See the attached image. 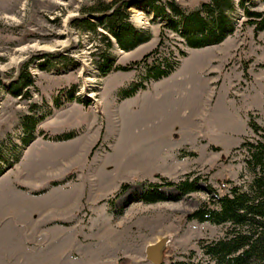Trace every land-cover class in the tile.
Instances as JSON below:
<instances>
[{
    "label": "rangeland",
    "instance_id": "1",
    "mask_svg": "<svg viewBox=\"0 0 264 264\" xmlns=\"http://www.w3.org/2000/svg\"><path fill=\"white\" fill-rule=\"evenodd\" d=\"M111 1L0 0V221L18 214L13 207L1 211L4 205H24L21 264H153L147 249L160 242L162 264L190 255L207 264L201 243L220 239L225 228L187 220L207 194L180 196L155 176L177 183L189 175L220 194L222 185L246 180L245 155L235 149L256 138L249 122L264 128V31L256 34L239 0H231V34L218 45L192 49L154 19L143 0H131L127 22L149 40L126 52L101 27L95 33L85 28V21L92 26L104 19L90 10ZM160 1L187 14L210 2ZM244 2L264 13V0ZM159 44L186 57L166 82H150L133 100H120L119 90L144 70L102 76V56L114 68L128 67ZM159 84L161 91L179 93L176 105L165 91L147 105ZM67 133L75 137L52 140ZM149 184L166 199L143 202ZM1 234L0 249L7 248Z\"/></svg>",
    "mask_w": 264,
    "mask_h": 264
},
{
    "label": "trees",
    "instance_id": "2",
    "mask_svg": "<svg viewBox=\"0 0 264 264\" xmlns=\"http://www.w3.org/2000/svg\"><path fill=\"white\" fill-rule=\"evenodd\" d=\"M131 3V0L98 2L90 10V15L99 14L104 16V19L92 26L85 21V28L88 27L95 33L96 28L101 27L115 39L121 50L129 52L136 49L139 45L146 43L149 37L137 35L128 24L127 9ZM143 5L154 14V19L164 20V28L176 34L188 48L199 49L218 45L232 32L227 17L233 10L231 0H210L208 4H203L198 12L188 14L172 1L164 3L160 0H143ZM239 7L247 19L246 23L253 26L256 34L264 31V13L252 11L245 5L244 0H239ZM100 37L110 49L112 44L109 39L105 36ZM161 44L128 67L114 68V61L108 56H102L99 62L102 76H106L113 70L124 72L138 66L144 70L139 81L119 90L120 100L134 97L139 91L145 90L150 82L156 83L168 78L178 68L179 58L186 57L183 51H178V58L173 52L161 50ZM20 77L27 83L28 77L24 72ZM70 91L69 100L73 97L72 90ZM19 92L14 94L18 95ZM249 129L256 138L243 141L235 149L242 151L245 155L246 180L240 185L227 184L229 185L227 187L222 185L223 194L217 193L209 186L201 188L197 178L190 179L189 175H185L177 183L167 181L159 175L155 176L159 178L163 186L176 189L180 196L198 191H204L207 194L208 200L187 216L188 221L225 228L220 239L201 243L202 254L208 259L207 264H264V128L249 122ZM32 133L33 128L27 131V135L23 138L24 146L30 143ZM74 137V133H67L54 136L52 140L61 142ZM148 186L151 189L140 196L143 202L156 203L166 199L158 192L155 184ZM126 187L122 185L120 191H124ZM118 264H125V262L120 260ZM170 264L200 263H196L190 255L183 261L170 259Z\"/></svg>",
    "mask_w": 264,
    "mask_h": 264
},
{
    "label": "crops",
    "instance_id": "3",
    "mask_svg": "<svg viewBox=\"0 0 264 264\" xmlns=\"http://www.w3.org/2000/svg\"><path fill=\"white\" fill-rule=\"evenodd\" d=\"M171 76H169L168 78L170 79ZM168 78H166V79H168ZM166 79H163V80L159 81L158 83H164L167 81ZM159 85H160V88L153 91L154 93L151 96L152 99H151V101L147 102V105H153V103L155 102L154 100L157 97V94H159L160 92H163V91H165V95L167 94L166 97L169 98L171 105L173 103H174V105H176L177 100L179 102V98H178L179 93L177 94V91H174V92L173 91H167L166 89L161 91L165 86H163L162 84H159ZM134 97H132L130 99L133 100ZM173 97L175 99H173ZM172 108H174V107H172ZM173 118H175V116H173ZM149 119H150V117H149ZM151 120H152V118H151ZM7 204H10V205H7V206L4 205V209L2 208L1 211H3V210L5 211V209L13 207L14 208L13 212L15 213L17 211L18 214L17 215L13 214V218H11L10 216H7V219L1 218L2 220L0 221V223H2V225L0 224V226H1L0 231L2 232V234H1V236L3 238L2 241H3V243L5 242L7 244V248L0 249V264H21L22 260H23V259H21V257H23L25 255V242L24 241H25V238L27 237L26 228H25L26 227V220H25V216H24L25 215V209H24L25 207H24V205H19L17 203H12V204L7 203ZM20 209L22 210L21 213H20ZM3 213L4 212H2L1 216H4Z\"/></svg>",
    "mask_w": 264,
    "mask_h": 264
},
{
    "label": "water",
    "instance_id": "4",
    "mask_svg": "<svg viewBox=\"0 0 264 264\" xmlns=\"http://www.w3.org/2000/svg\"><path fill=\"white\" fill-rule=\"evenodd\" d=\"M163 247V242H160L158 244H155L154 246H151L147 249V256L148 259L153 264H162V255H161V249Z\"/></svg>",
    "mask_w": 264,
    "mask_h": 264
},
{
    "label": "built area",
    "instance_id": "5",
    "mask_svg": "<svg viewBox=\"0 0 264 264\" xmlns=\"http://www.w3.org/2000/svg\"><path fill=\"white\" fill-rule=\"evenodd\" d=\"M119 49V48H118ZM82 54L85 53V46L82 48V51H81Z\"/></svg>",
    "mask_w": 264,
    "mask_h": 264
},
{
    "label": "bare ground",
    "instance_id": "6",
    "mask_svg": "<svg viewBox=\"0 0 264 264\" xmlns=\"http://www.w3.org/2000/svg\"><path fill=\"white\" fill-rule=\"evenodd\" d=\"M89 82H92V81L89 80ZM92 83H93V82H92Z\"/></svg>",
    "mask_w": 264,
    "mask_h": 264
}]
</instances>
